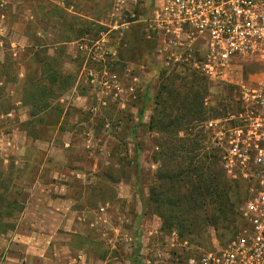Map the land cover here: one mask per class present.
<instances>
[{
	"label": "rangeland",
	"instance_id": "374dc122",
	"mask_svg": "<svg viewBox=\"0 0 264 264\" xmlns=\"http://www.w3.org/2000/svg\"><path fill=\"white\" fill-rule=\"evenodd\" d=\"M46 1L0 0V65L3 62L9 64L4 75L0 72V78H4L5 81V84L0 86V92L3 93V97L0 99V130L15 129L19 125L20 133L18 132L17 139L22 141V147L25 146V140L21 136V130H26L31 136L35 132L32 125L28 123L29 120H25L30 108L28 105L16 107L18 110L15 109V113L17 117H21L20 123L14 115L6 120V117H1L2 112L12 108L7 95L12 94L17 98H23L22 87H20L21 81L17 83L15 79L20 75L21 80H23L27 75L21 65L27 59L29 61L35 57L27 48L33 43V39H44L56 33L65 34L66 28L61 23L72 21L66 16L61 21L55 15L54 7L59 8L56 3L61 0H55V2L48 0L47 3L49 4L47 5ZM84 1L85 12L94 17H90L92 20H85L93 24L91 32L85 33L83 39L80 40L85 44L83 52L71 57L62 53L66 46L55 45L56 47H52V51L50 50L52 67L76 76L78 79L76 88L63 93L61 88L54 87L51 91L42 89V87L37 91L36 89L33 91L28 89V91L33 92L34 95L42 91V96L50 102L47 123L56 119L54 113H58L61 111L60 109L65 111L64 115L73 111L75 109L73 100L77 98L91 102V106H87L83 112L81 111L78 119H74V123H66V126L73 131L75 130L76 139L73 136L71 138L77 144V148H73L68 153L58 152V158L59 161L71 160L72 163H79L87 173H91L92 167L96 164V175L99 176L100 180L92 186L96 192H99L102 199L112 198L117 193L120 194L121 191L133 193L129 202L123 198L118 202L120 209L127 208L134 216V221H128L126 225L127 230L132 232L133 244L127 246L124 245V242H120L115 261L121 264H125L124 261L135 264L131 255L133 257L139 245L137 256L139 264H187L188 251L178 246L174 248L170 246L171 232H176L178 236L175 229L162 232L154 238H150L149 241L145 239L149 243L148 246L154 245L156 246L155 249L159 250L158 254H156V250L149 251V256L155 254L151 257L146 256L150 263L144 261L141 245L139 242L138 245L134 243V236L136 235L138 240L141 238V218L144 215H151L145 214L151 207L147 205L146 198L142 197L143 192L148 193L149 187L155 182L159 169L165 173L169 170L177 171L178 163H185L182 154L183 149L190 148L192 139H194L193 135L196 132L203 133V124L206 119H202L205 118V115L198 109L197 119L192 123H184L181 130L174 134L169 122L178 115L177 108L180 105L178 103L174 106L162 104L167 95L161 89V85L168 80L166 77L169 76L170 72L164 71L158 58L142 49V46L128 45L130 39L125 38V34L120 44L116 43L113 35H108L104 40H101L100 33L104 32V28L98 21L108 10L110 0ZM95 20L97 21L96 24L94 23ZM98 25L103 29L93 36V29L97 28ZM96 41L99 43L95 44ZM93 46L100 48V54L101 52L105 53L100 56L98 54L92 55L94 53L92 50L95 51L94 48L91 52L85 51ZM13 70L14 72H12ZM188 72L187 70L176 71L181 76L186 75L185 79L190 83L191 78ZM132 79L134 86L127 87L126 84H130ZM202 79L207 84L204 98L209 97L207 104L204 103L203 99V107L206 117H209L212 116V112L221 108V99L225 97V89L207 81L204 77ZM183 82V79H176L173 84L176 89L169 88V91L185 92L186 89L182 87L185 86ZM58 98L62 99V102L60 99L58 101ZM140 112H142V123L133 128L138 123ZM150 120H158V125L154 123L150 127ZM32 145L27 148L29 150V159L27 158L29 163H35L33 159L36 158ZM84 145H88V147L85 148ZM202 145L204 147V141ZM135 149L137 150L136 155ZM175 149L179 152H176ZM5 153H8L5 149L0 150V169L3 166L2 157L9 160L13 156L12 154L5 156ZM203 153L204 149L199 154L202 156ZM196 154L198 155V152ZM24 155L25 150H21L20 155H18L20 157L19 163H28L27 161L23 162ZM185 155L189 156V154ZM7 163L12 162L9 160ZM139 212L141 213L139 214ZM13 218L10 219L11 222H13ZM222 227L208 226L204 234H196L197 237H185L197 239L205 247L214 239L217 241L221 239V242H226L231 239L235 225L231 224L226 229ZM99 251L103 253L105 251L104 246L97 249L96 253ZM108 254L109 251L106 255Z\"/></svg>",
	"mask_w": 264,
	"mask_h": 264
},
{
	"label": "built area",
	"instance_id": "2783aa9c",
	"mask_svg": "<svg viewBox=\"0 0 264 264\" xmlns=\"http://www.w3.org/2000/svg\"><path fill=\"white\" fill-rule=\"evenodd\" d=\"M100 25L101 40L120 44L135 29L164 71H194L225 89L204 121V146L228 179L248 185L239 228L209 248L173 231L170 246L188 251L187 264H264V0H111Z\"/></svg>",
	"mask_w": 264,
	"mask_h": 264
},
{
	"label": "crops",
	"instance_id": "0c3cea01",
	"mask_svg": "<svg viewBox=\"0 0 264 264\" xmlns=\"http://www.w3.org/2000/svg\"><path fill=\"white\" fill-rule=\"evenodd\" d=\"M47 1L46 5L49 4ZM84 2V0L58 1L56 3L58 7L63 9L66 17L72 20L61 23L66 28V33H56L44 39H33V43L27 47L30 53L34 55L40 49L46 56L51 57V48L61 45L66 46L63 54L71 57L81 54L85 45L80 41L84 36L81 30L88 24L85 20L89 21L94 17L85 12ZM105 13L100 17L99 24ZM94 23L96 24L97 21L95 20ZM129 34L127 31L125 38H129ZM36 39H39L38 43ZM8 65L1 63L2 75L5 74ZM21 66L27 75L23 80L19 75V79H15V82L21 81L23 98L7 95L12 108L2 112L1 117L9 120L8 118L14 115L20 123L21 117H17L15 112L21 105H28L30 110L25 120H29L28 123L35 132L31 136L26 130H21V136L25 140V146L22 147V141L17 139L19 125L15 129L0 130V150L5 149L8 152L4 154L5 156L13 155L9 158L12 163H7L9 160L2 157V169L11 177L8 191L11 198L18 201V207L22 206L18 210L13 208L11 211V217H14L12 229L0 233V264H121L115 261L116 251L120 242L132 246L133 235L127 230L126 225L128 221H134V216L127 208L120 209L118 202L121 198L129 202L133 193L121 191L112 198L102 199L92 186L100 180L96 175V164L92 167L91 173H87L79 163H72L71 160L59 161L58 158V152L68 153L73 148H77V144L71 138L72 136L75 138V130L66 126V123H74V119H78L81 111L83 112L87 106L90 107L91 102L79 98L73 100L75 109L67 115H64L63 109H60L61 111L54 113L56 119L51 123L48 122V125L47 114L50 105L47 108L43 105L44 101H47L46 104L50 102L42 96V91L34 95L28 89L37 91L42 87L51 91L54 87L61 88L63 93L75 89L78 79L76 76L62 72L59 68H53L54 83H49L47 80L38 83L40 71L34 59L29 61L27 59ZM132 82L133 79L126 86L131 87ZM4 84V78H0V86ZM2 97L3 93L0 92V99ZM31 144L36 154V158L33 159L35 163H29L27 160L29 159L27 148L31 147ZM84 146L88 147V145ZM21 150H25L23 162L28 163H19L18 155ZM147 196L148 193L143 192L142 197L147 198ZM140 231L142 232L139 239L141 254L142 257L144 255V261L150 263L146 256H149V251L156 250V246H148L147 241L162 233L160 218L156 215H144L141 218ZM103 246L105 251L96 253V250ZM108 251L109 254L106 255ZM151 256L155 254L149 257Z\"/></svg>",
	"mask_w": 264,
	"mask_h": 264
},
{
	"label": "trees",
	"instance_id": "16d2710c",
	"mask_svg": "<svg viewBox=\"0 0 264 264\" xmlns=\"http://www.w3.org/2000/svg\"><path fill=\"white\" fill-rule=\"evenodd\" d=\"M54 8V13L59 17L58 19L64 20L66 16L64 10L57 7ZM91 27L92 25L88 23L81 31L84 34L90 33ZM102 29L98 25L97 28L93 29L92 35H97ZM129 33L130 41H128V45L133 47L142 46V49L147 52L152 49L153 45L144 42L135 29H131ZM38 40L36 39L37 43ZM37 46L39 45L37 44ZM34 56V62L38 65L37 67L40 71L37 82L40 83L42 80H47L49 83H54L53 76L55 75H53L50 57L46 56L40 49L37 50ZM188 73H190V83L186 81V75L181 76L172 71L166 77V80L168 78L169 81L167 80L166 83L161 85V89L167 95L162 104L174 106L178 103L180 105L177 108L179 111L178 115L169 122L174 134L181 130L184 123H192L197 119L198 109L199 112L205 115L202 120H207L208 118L203 107L207 84L203 81V77L200 74L194 71H189ZM200 76L201 78H199ZM176 79H183V85L185 86L182 87L186 89L185 92L179 90L169 91V88L176 89L173 87ZM160 95L158 96L160 97ZM46 102L44 101L43 105L45 108L50 105V103L46 104ZM217 112V110L212 112V116ZM153 121L150 120V127L154 123L158 125V120ZM141 123L142 112L139 113L138 123L133 128H136ZM193 138L190 148L183 149L182 154L184 155L185 163H178L177 171L169 170L166 173L161 172L160 169L157 171L155 182L149 187L146 198V203L151 209L146 211L145 214L156 215L160 218L162 232L175 229L181 239L200 247L209 248L212 241L205 247L197 239L185 236L197 237L196 234H204L208 226H223L222 228L226 229L233 224L235 225L233 237L240 225L239 210L247 197L248 186L241 180H230L225 176L217 163L216 157L211 152L205 151V146L203 147L202 145L205 140L204 133H199L198 131L193 135ZM203 149L204 153L201 156L199 153ZM136 151L135 149V155ZM175 151L179 152L177 149ZM197 152L198 155L196 154ZM185 154H189V156ZM10 178V175L0 169V233L12 229L13 225L10 221L12 209L18 210V208H22V206L18 207V201L13 200L10 196L8 191L10 189ZM134 238V243L138 245V237L135 235ZM221 241V239L218 240L221 245L227 243V241ZM138 251L139 245L133 257L131 255L135 264H139Z\"/></svg>",
	"mask_w": 264,
	"mask_h": 264
}]
</instances>
